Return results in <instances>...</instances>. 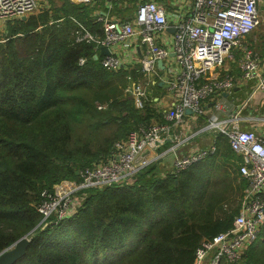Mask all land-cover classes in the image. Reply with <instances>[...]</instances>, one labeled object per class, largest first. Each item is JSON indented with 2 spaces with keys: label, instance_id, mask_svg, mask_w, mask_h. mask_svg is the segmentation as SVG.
<instances>
[{
  "label": "trees",
  "instance_id": "trees-1",
  "mask_svg": "<svg viewBox=\"0 0 264 264\" xmlns=\"http://www.w3.org/2000/svg\"><path fill=\"white\" fill-rule=\"evenodd\" d=\"M125 1L112 0L109 8L106 0H49L25 18L5 21L0 251L25 234L29 238L25 253L11 264H192L201 239L228 229L239 211L247 186L238 170L242 158L224 135L213 132L216 149L204 158L178 171L152 161L119 183L78 189L71 213L39 224L43 191L52 192L61 180L79 182L81 172L109 158L129 131L166 121L153 99L156 83L141 107L124 91L127 75L143 77L139 63L111 70L102 64L103 55L93 58L94 42L75 39L78 23L103 35L99 8L129 17L133 8ZM201 118L205 123L202 116L196 121ZM197 139V147H206ZM225 264H264V223L240 258Z\"/></svg>",
  "mask_w": 264,
  "mask_h": 264
},
{
  "label": "built area",
  "instance_id": "built-area-1",
  "mask_svg": "<svg viewBox=\"0 0 264 264\" xmlns=\"http://www.w3.org/2000/svg\"><path fill=\"white\" fill-rule=\"evenodd\" d=\"M259 1L191 0L184 14L174 15L171 22L165 8L157 1L133 0L136 6L132 21L107 13L99 16L102 36L78 23L76 41L94 42L97 49L107 46L110 53L103 55L101 62L111 70L128 65L123 63L117 49L114 50L116 44L129 49L131 42L137 40L143 45L135 61L140 64L143 77L135 81L130 74L127 75L128 84L124 88L125 93L134 98L137 107L142 106L151 94V85L155 80H162L161 76L165 79L162 81L167 82L172 103L163 109L165 122L155 121L129 131L125 139L114 143L109 158L101 159L81 172L79 182L65 179L54 184L52 192L43 191L37 205L44 221L41 227L74 210L77 205L74 194L78 189L119 183L167 153L172 155L174 171L213 153L216 149L214 142L204 148L197 147L195 142L201 132L209 130L224 135L232 151L242 158L238 170L247 186L232 225L212 237H203L195 249L192 264H225L240 258L241 251L256 240L264 223V137L254 130L240 128L239 112L231 113L222 98L212 97L233 89L237 78L228 72L214 76L210 73L221 66L226 57L240 51L241 78L256 79L253 91L264 90V75L259 74V56L244 41L261 21ZM37 4L36 0H0V21L28 15ZM170 28L173 31L166 38ZM159 60L164 64L161 75L157 70ZM83 61V58L79 59L80 63ZM186 108L192 111L193 123L198 116H203L206 124L193 127L192 131L188 125L177 128L186 120ZM166 143L168 146L164 148Z\"/></svg>",
  "mask_w": 264,
  "mask_h": 264
},
{
  "label": "crops",
  "instance_id": "crops-1",
  "mask_svg": "<svg viewBox=\"0 0 264 264\" xmlns=\"http://www.w3.org/2000/svg\"><path fill=\"white\" fill-rule=\"evenodd\" d=\"M166 10L168 19L172 22L174 20V15L184 14L183 11L187 9L190 5L191 0H155ZM264 2V0H260L259 2ZM258 2V7L260 6ZM110 0H106L105 4H109ZM136 3L133 6V13L129 17H124L127 20L132 21L134 18V8ZM264 6V4L262 5ZM259 10L262 12L261 15L264 17V8L261 10V6ZM107 12H104L100 8L97 10L95 14L101 16ZM264 22V21H263ZM166 38L170 36L172 33L171 28L167 30ZM249 48H252L256 53L259 55L260 63H259V74L264 75V35H259V31L255 28L251 33L247 35V41H245ZM131 48L125 49L120 44H116L113 48L114 50L117 49L119 56L121 57L123 63L125 64H134L136 58L140 55V52L143 49V45L140 44L137 40H133L130 45ZM100 48V47H99ZM99 56V49L97 53ZM240 56L237 51L232 54L231 57H226L224 62L221 66L217 67L215 71L211 72L210 75H221L225 72L233 74L237 78V83L230 91L222 92L219 96H215L214 99L222 98L224 101L226 108L228 111L239 112V119L238 122L239 127L243 129H251L254 130L256 133L264 137V108H263V98H264V90H256L253 91L256 79L253 80H244L241 78V70H240ZM163 65L160 66L157 64V70L160 71V75L162 74ZM162 80L163 77L161 76ZM162 80H155L159 89H155V101H157V105L161 108H167L172 103L171 92L168 89V85L166 81ZM211 103L208 104L210 106ZM207 111V108H206ZM186 120L177 125L179 128H183L187 125H190L194 128L200 127L204 124L201 120L200 122H192L193 120L190 116V113L186 115ZM203 117V116H202ZM203 119H205L203 117ZM206 131V130H205ZM209 131V130H207ZM205 133V135L201 136L200 134L196 137L197 142L201 145L206 144L205 146L209 145L213 140H215V133H211V131ZM212 135L214 137L212 138ZM166 148V147H164ZM162 162L167 163V167L172 166V155L167 153L166 155H162L160 159Z\"/></svg>",
  "mask_w": 264,
  "mask_h": 264
},
{
  "label": "water",
  "instance_id": "water-1",
  "mask_svg": "<svg viewBox=\"0 0 264 264\" xmlns=\"http://www.w3.org/2000/svg\"><path fill=\"white\" fill-rule=\"evenodd\" d=\"M26 16H22L21 18H25ZM173 31V29H171ZM110 53L109 49L107 46H100L99 48V55H108ZM94 59L98 58V54L93 55ZM157 64L162 66V61L159 60L157 61ZM191 109L186 108L185 113H191ZM29 242V238L27 234L21 236L15 242L10 244L8 247L0 251V264H11L13 263L16 259L21 257L25 253L26 246Z\"/></svg>",
  "mask_w": 264,
  "mask_h": 264
},
{
  "label": "rangeland",
  "instance_id": "rangeland-1",
  "mask_svg": "<svg viewBox=\"0 0 264 264\" xmlns=\"http://www.w3.org/2000/svg\"><path fill=\"white\" fill-rule=\"evenodd\" d=\"M37 1V8L35 9V10H37L39 7H43V6H45V4L46 5H49L48 3V1L49 0H36ZM53 1V3L55 4V5H59L60 3H61V0H52ZM74 2H76V0H73ZM132 2H133V0H132ZM130 0H128V1H126V3L128 4V6L127 7H129V8H133V6H134V2L132 3ZM264 4V2H259V5L261 6V10H263V8H264V6H262ZM126 6V5H125ZM259 6V7H260ZM34 10V11H35ZM261 12V11H260ZM262 13V12H261ZM128 14V12H125V15H127ZM130 14V13H129ZM25 16H27V15H25ZM114 16H122V15H120V14H118V15H114ZM264 17L262 16V18H261V21H260V23L258 24V26L256 27L257 29H258V31H259V35H261V36H263L264 35ZM3 28H5V21H0V34L2 33V31H5V30H2ZM6 29V28H5ZM252 32V31H251ZM250 32V33H251ZM1 38H2V36H0ZM244 41H247V36L244 38ZM196 122V121H195ZM197 122H200L201 123V120H199V121H197ZM196 122V123H197ZM204 124H206V123H204ZM204 124L202 125V126H204ZM189 127H190V125H188ZM201 126V127H202ZM190 130L192 131V130H194L193 129V127L191 126L190 127ZM196 130V129H195ZM210 131H203V132H201V136H203V135H205V133H208L209 135H210V133H209ZM229 181V180H228ZM228 181H225L224 183H228ZM224 183H221L220 185H218L219 187H217V189H223V186L222 185H224ZM231 193L232 194H230L231 196L229 197V200L231 199V197H232V195L234 194V191L231 189ZM234 197V196H233ZM42 219V218H41ZM43 222L44 221H42L41 220V222L39 223L40 225H42L43 224Z\"/></svg>",
  "mask_w": 264,
  "mask_h": 264
}]
</instances>
